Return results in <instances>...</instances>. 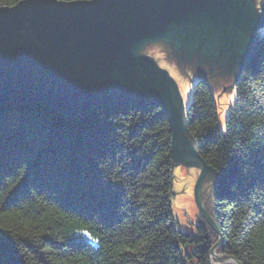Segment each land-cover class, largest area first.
<instances>
[{"label":"trees","instance_id":"trees-1","mask_svg":"<svg viewBox=\"0 0 264 264\" xmlns=\"http://www.w3.org/2000/svg\"><path fill=\"white\" fill-rule=\"evenodd\" d=\"M234 86L223 132L209 85L193 84L186 133L216 176V254L264 264V38ZM171 137L157 105L72 117L39 103L0 105V264H187L182 246L192 242L209 264L219 239L211 227H197L199 241L175 229Z\"/></svg>","mask_w":264,"mask_h":264},{"label":"water","instance_id":"water-1","mask_svg":"<svg viewBox=\"0 0 264 264\" xmlns=\"http://www.w3.org/2000/svg\"><path fill=\"white\" fill-rule=\"evenodd\" d=\"M252 8L251 0H21L0 7V105L39 103L68 117L99 105L162 107L172 162L188 156L201 166L195 202L219 237L210 255L239 264L215 254L223 240L200 199L214 170L196 149L178 147L186 127L176 83L140 52L163 42L186 72L205 69L207 80L236 76L257 46L249 30L264 22Z\"/></svg>","mask_w":264,"mask_h":264},{"label":"rangeland","instance_id":"rangeland-1","mask_svg":"<svg viewBox=\"0 0 264 264\" xmlns=\"http://www.w3.org/2000/svg\"><path fill=\"white\" fill-rule=\"evenodd\" d=\"M251 4L253 14L264 18V0H251ZM249 31L256 45H258L264 38V22L253 25L252 30ZM147 48V55L152 57L158 66L166 71L175 81L185 114L192 102L193 84L203 80L209 85L216 102L218 125L225 132V118L234 104L236 96L234 85L239 71L235 69L236 76L207 80L205 69L187 67L186 72L179 68L170 49L163 52H158V50L150 52L149 49L152 47ZM178 147L182 149H196L195 142L187 133L182 140H179ZM174 158L177 162L173 163L171 170V205L175 229L177 232L186 236H192L195 240L199 241L203 239V236L199 235L197 227H206L207 224L197 208L194 195V187L200 175L201 166L192 157L174 156ZM215 185V173L211 171L207 172L200 185V199L205 211L210 216L214 215ZM197 246H199L197 242L185 243L182 246L184 255L189 256L187 264H199L195 256H193L197 251ZM214 261L218 260L214 259Z\"/></svg>","mask_w":264,"mask_h":264},{"label":"bare ground","instance_id":"bare-ground-1","mask_svg":"<svg viewBox=\"0 0 264 264\" xmlns=\"http://www.w3.org/2000/svg\"><path fill=\"white\" fill-rule=\"evenodd\" d=\"M229 257V256H228Z\"/></svg>","mask_w":264,"mask_h":264}]
</instances>
